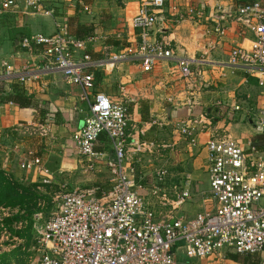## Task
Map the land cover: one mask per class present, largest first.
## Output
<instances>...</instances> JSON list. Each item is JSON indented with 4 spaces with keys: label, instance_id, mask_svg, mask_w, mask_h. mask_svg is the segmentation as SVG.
<instances>
[{
    "label": "built area",
    "instance_id": "1",
    "mask_svg": "<svg viewBox=\"0 0 264 264\" xmlns=\"http://www.w3.org/2000/svg\"><path fill=\"white\" fill-rule=\"evenodd\" d=\"M20 4L22 9L37 14H52L42 7L41 0H0V16L19 11ZM163 7L164 0H143L128 21V27L137 32L138 41L107 58L92 60L84 53L96 37L77 39L58 23L50 35L36 33L16 39L22 49H42L43 70L58 71L66 84L79 87L78 101L87 104L88 114L71 141L76 154L85 159L86 169L97 170L94 163L103 158L102 152L95 150L101 135L109 139L114 155L113 160L103 163L111 176L109 191L77 188L54 195V200H60L59 208L36 228L38 255L28 264H177L175 251L181 248L190 260L228 252L264 253V149L253 144L245 149L228 135L210 134L205 142L208 192L201 193L202 210L192 218L177 216L174 212L191 197L190 177L185 175L169 184L167 169L153 163L154 156H161L169 147L128 133L127 107L103 93H92V70H106L122 63H137L148 74L161 61L170 60L182 77L193 75L191 64L177 56L169 42L151 41V31ZM83 10L88 11L86 5ZM187 12L193 14L192 9ZM178 17L181 20L183 15ZM232 18L242 27L240 37L250 32L252 38L231 48L227 64L256 72L264 101V0L238 5ZM226 31L227 25L218 20L209 51L218 49ZM77 52H82L80 57ZM4 67L7 75H15L20 82L25 80L23 73L6 64ZM211 118L203 114L189 119L179 126L180 134L194 145L196 131L210 127ZM251 120L257 131H264V108L255 111ZM50 124V117L40 124L42 135H47ZM13 149L18 152L17 147ZM20 156V170L41 176L38 190L51 184L50 172L34 150ZM154 204L161 210L153 209Z\"/></svg>",
    "mask_w": 264,
    "mask_h": 264
},
{
    "label": "crops",
    "instance_id": "2",
    "mask_svg": "<svg viewBox=\"0 0 264 264\" xmlns=\"http://www.w3.org/2000/svg\"><path fill=\"white\" fill-rule=\"evenodd\" d=\"M252 1L164 0L151 31V41L164 39L177 56L188 60L193 73L190 78L182 77L170 60L161 61L148 74L137 63L92 70L95 81L92 93H103L127 107V132L137 133L142 141L169 147L153 159L155 165L164 166L169 172L168 183H177L185 175L190 177V198L197 202L196 211L185 209L186 201L174 215L192 218L202 210L201 193L208 192L205 142L210 134L228 135L245 149L249 144L264 149V131H257L251 120L255 111L264 108L256 72L248 73L227 64L231 48L252 38L250 32L240 37L242 27L232 18L238 5ZM20 5L19 11L0 16V91L2 87L8 92L11 85H16L34 100V106L19 108L11 102L0 103V169L21 182L37 184L41 176L18 168L20 154L31 149L50 172L52 186L107 192L112 183L103 163L114 159L109 139L105 135L99 137L95 150L102 152L103 158L102 163H94L97 170L93 171L86 169L85 159L76 154L71 141L88 114L87 104L78 101L79 87L66 84L58 71L43 70L42 49H22L16 39L41 34L42 30L52 34L56 23L65 25L76 38L79 26H88L93 29L92 35L82 40L96 39L87 44L84 53L92 60L107 58L138 41L137 32L128 27V21L143 5V0H124L120 4L115 0H41L42 7L52 11L51 16L22 9ZM83 5L88 11L83 10ZM190 9L193 14H188ZM179 15H183L181 20ZM218 20L227 25L226 35L218 49L209 51ZM81 54L76 53L77 57ZM4 64L23 73L25 80L20 82L15 75H7ZM196 72L201 76H194ZM143 114L147 120H143ZM203 114L212 117L211 126L199 127L196 143L189 145L179 126ZM46 117L51 118V124L47 135H42L39 126ZM153 209L161 210L155 204ZM228 253L231 258L225 264L264 261V253L254 256ZM218 256L190 260L178 249L175 260L177 264H222L214 261L221 258Z\"/></svg>",
    "mask_w": 264,
    "mask_h": 264
},
{
    "label": "trees",
    "instance_id": "3",
    "mask_svg": "<svg viewBox=\"0 0 264 264\" xmlns=\"http://www.w3.org/2000/svg\"><path fill=\"white\" fill-rule=\"evenodd\" d=\"M115 1L120 4L124 0ZM92 31L93 29L91 27L79 26L75 36L81 40L86 39L92 35ZM10 87V91L8 92H4L3 88L1 87L0 103L11 102L17 105L19 108H30L34 106V100L25 96L20 88H18L16 85H11ZM143 120H147V117H145L144 114ZM38 186V183L21 182L0 169V210H18L15 215H10L9 217L2 219V228L6 227L14 235L29 240L26 238L28 236L26 232L30 231V227L25 230L26 234H24L20 233V231H15L13 226L14 224L21 223V221L25 220L27 216H30L32 214L31 210L37 206L38 201L43 199L45 200L48 196L51 197V194H49L50 188L45 187L47 185L44 186L47 193H42L40 190H38ZM21 255L22 253L19 251V249L12 250L8 253H1L0 264H9L12 259H14L13 261L16 264H23L24 259L21 258ZM232 258L236 259L235 257Z\"/></svg>",
    "mask_w": 264,
    "mask_h": 264
},
{
    "label": "rangeland",
    "instance_id": "4",
    "mask_svg": "<svg viewBox=\"0 0 264 264\" xmlns=\"http://www.w3.org/2000/svg\"><path fill=\"white\" fill-rule=\"evenodd\" d=\"M41 34L49 35L50 33L48 34L46 33V31L42 30ZM187 171L188 169L186 170V172ZM51 184L45 186L46 188L47 187L50 188L49 194H51V197L48 196L45 200L43 199L38 201L37 206L33 210H31L32 214L30 216H27L25 220H22L21 223L14 224L13 226L15 231H20V233H24V234L27 233L28 236L26 238H28L29 240L14 235L6 227L2 228V219L9 217L10 215H15L18 212V210L17 209L13 211H10L8 209L0 210V254L5 252L8 253L12 250L19 249V251L22 253L21 258L24 259L23 264H28L34 257L38 255L36 242H35L36 228L42 225L52 212H56L58 210L60 205V200H54L53 199L54 195L57 193H63L68 188V187L58 188L57 186L55 185L52 186ZM45 187H42L40 189L42 193H47ZM205 190H208V184ZM196 205L197 202H195V198H190L188 200V204L185 205V209H188L190 210V212L192 211V213H194L196 211ZM178 214L181 215V212H178ZM36 215L38 218H35ZM28 227H30V231L25 233V230L28 229ZM218 257L221 258L214 259V261H218L222 264H225V260L231 258V255L229 253L224 255L220 254ZM13 260L14 259H12L9 264H16L14 263ZM193 264H195V262Z\"/></svg>",
    "mask_w": 264,
    "mask_h": 264
}]
</instances>
